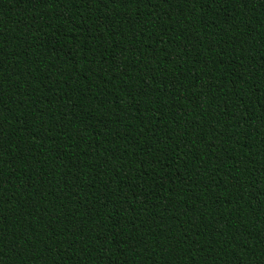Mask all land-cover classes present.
Returning a JSON list of instances; mask_svg holds the SVG:
<instances>
[{
    "label": "trees",
    "instance_id": "1",
    "mask_svg": "<svg viewBox=\"0 0 264 264\" xmlns=\"http://www.w3.org/2000/svg\"><path fill=\"white\" fill-rule=\"evenodd\" d=\"M0 264H264V0H0Z\"/></svg>",
    "mask_w": 264,
    "mask_h": 264
}]
</instances>
